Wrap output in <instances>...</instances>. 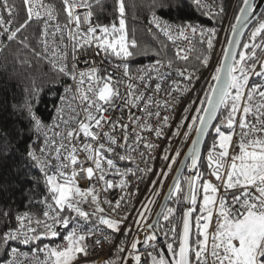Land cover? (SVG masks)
<instances>
[{"label":"snow or ice","instance_id":"obj_1","mask_svg":"<svg viewBox=\"0 0 264 264\" xmlns=\"http://www.w3.org/2000/svg\"><path fill=\"white\" fill-rule=\"evenodd\" d=\"M192 2L213 20L229 14L223 2L219 11ZM23 5L19 22L15 5L0 0V44L31 48L54 77L46 89L33 80L13 105L19 127L0 129L3 152L19 153L17 174L32 185L23 209L0 206V264H96L105 244L117 256L104 264H264V8L236 0L213 65L214 28L158 14L183 0H152L155 44L142 53L125 0ZM34 22L43 24L40 49L23 34ZM197 40L206 49L190 67ZM138 55L152 59L133 68ZM161 141L157 171L147 162ZM147 174L156 178L137 208Z\"/></svg>","mask_w":264,"mask_h":264},{"label":"trees","instance_id":"obj_2","mask_svg":"<svg viewBox=\"0 0 264 264\" xmlns=\"http://www.w3.org/2000/svg\"><path fill=\"white\" fill-rule=\"evenodd\" d=\"M233 0H216L220 6L223 2L228 7ZM127 5V25L131 32L135 33L136 39L140 45L138 52H143L147 47L151 50L155 44L152 35L147 31V18L150 15L149 5L152 0H125ZM175 5L176 0H170ZM110 5L111 0H107ZM237 6V5H236ZM15 7L19 12V22L26 19V10L23 5V0H15ZM264 8V4L262 6ZM99 11L98 9L96 10ZM203 9L197 8L192 0H183V6L179 11L173 8L172 11L159 12L166 19H172L176 22L181 20L195 22L203 25L205 28H214L217 34L220 31L222 17L217 16L214 20L202 15ZM108 19L101 17L104 22H110V12L105 13ZM95 19V16L93 17ZM18 26V24H16ZM39 25L32 23L31 27L24 30V35L28 36L32 46L40 49L38 43L39 35L37 29ZM170 47V45H169ZM171 48V47H170ZM206 45H201L196 41V48L193 57L191 58V65L196 64V57L203 53ZM261 52H257V56ZM150 55H138L133 68L138 64L151 61ZM54 77V71L47 59L38 60L33 56L31 48H18L15 42L0 51V129H11L19 127L17 124L18 114L13 111V105L22 102L25 96V88L30 86L34 80L36 86L47 88L50 80ZM41 111L47 117L52 113V101L46 94L44 102L40 105ZM211 141H209L210 143ZM3 141H0V206L11 204L13 208H24L27 202V190L32 185L27 182L25 173L19 172L21 165L19 153L13 149L10 155L3 152ZM179 147V146H178ZM38 175V173H36Z\"/></svg>","mask_w":264,"mask_h":264},{"label":"built area","instance_id":"obj_3","mask_svg":"<svg viewBox=\"0 0 264 264\" xmlns=\"http://www.w3.org/2000/svg\"><path fill=\"white\" fill-rule=\"evenodd\" d=\"M10 4H14L15 5V0H9ZM43 3L46 4H53L55 5L58 9L61 7V0H43ZM206 3L211 5L216 11H219V5L216 3V0H206ZM35 4H36V10H40V4H41V0H35ZM227 11L229 12V8H227ZM4 15V18L7 19V14L6 13H0ZM150 15L147 18V21L149 19ZM165 18V17H164ZM227 20V16L223 17L221 20V26H220V31L218 33V38H217V42L215 43V51L213 52L212 55V63L213 65H215L218 62V59L222 57V52L221 49L224 47L222 42V47H220L221 45V38H223V32L225 30V23ZM60 22L63 24V17H61ZM16 24L13 25V27H15ZM43 24H39V28H42ZM86 27V26H85ZM40 39V37H39ZM4 43L6 44L7 41H4ZM182 46L187 47L188 45L184 44V42H180ZM40 48L43 47V45L39 44ZM170 47L172 48L173 46L169 43ZM4 48L3 44H0V51ZM196 48V42L194 43V49ZM71 50V46L69 44V51ZM174 50V49H173ZM195 53V50L192 52V57ZM48 56H51V49L49 50ZM261 57H264V53H260ZM150 61L141 63V64H149ZM51 68L52 64L50 63ZM140 64H138L137 66H139ZM135 66V67H137ZM134 67V68H135ZM204 76H207V72H204ZM202 83V82H201ZM200 85L198 84L197 87H199ZM54 112V109L52 111V113ZM167 142L166 141H161V147L157 148L156 151L153 153V155L155 156V160H148L147 165L148 167H155V169L158 171L161 167H163L164 165V161L160 159V156L163 154V148L164 146H166ZM177 147L179 145H176ZM143 166V164H142ZM156 177L152 176L151 174H147L144 176V181L143 183H139L135 180V178H133L132 180V188L131 191L135 192L136 186L138 184L139 188L141 189V192L138 194V199L134 201V203H136L137 208L139 207V201L140 200H146L147 196H146V186L150 183L151 179H155ZM113 196L117 197L119 196V190H117L115 193H113ZM162 197V196H161ZM161 197L158 198V201H160ZM157 207V206H155ZM134 215V214H133ZM114 239L116 240V243H120L121 240L125 239V237L120 236V235H116L114 234ZM22 250H26V249H22ZM116 251L115 248H112L111 245L105 244L103 247V250H97L96 254L93 255L91 257L92 260L96 261V264H104L105 260H115L116 259ZM42 255H41V259H42Z\"/></svg>","mask_w":264,"mask_h":264},{"label":"rangeland","instance_id":"obj_4","mask_svg":"<svg viewBox=\"0 0 264 264\" xmlns=\"http://www.w3.org/2000/svg\"><path fill=\"white\" fill-rule=\"evenodd\" d=\"M227 8H229V12H228L229 14L227 16V20H226V23H225V30L223 32V38H221L220 47H222V42H224L223 46L224 47L226 46V37H228L230 35V30H229L228 25L231 22H233V20H234L232 13L237 11L236 0H233L232 3Z\"/></svg>","mask_w":264,"mask_h":264},{"label":"water","instance_id":"obj_5","mask_svg":"<svg viewBox=\"0 0 264 264\" xmlns=\"http://www.w3.org/2000/svg\"><path fill=\"white\" fill-rule=\"evenodd\" d=\"M256 3H257V5L259 6V8H262V6H263V4H264V0H256ZM231 34V33H230ZM226 46H227V44H226ZM225 46V47H226ZM185 151H186V149H185ZM167 191V189H165V192ZM165 203V201H164V198H163V196L161 197V199H160V201H159V204H164ZM156 210L157 211H159L160 210V208H159V206H157L156 207Z\"/></svg>","mask_w":264,"mask_h":264}]
</instances>
